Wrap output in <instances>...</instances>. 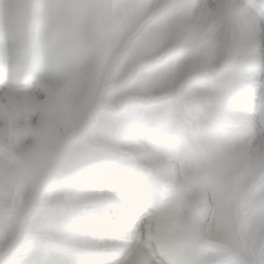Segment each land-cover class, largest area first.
I'll use <instances>...</instances> for the list:
<instances>
[{
	"label": "snow or ice",
	"instance_id": "snow-or-ice-1",
	"mask_svg": "<svg viewBox=\"0 0 264 264\" xmlns=\"http://www.w3.org/2000/svg\"><path fill=\"white\" fill-rule=\"evenodd\" d=\"M0 264H264V0H0Z\"/></svg>",
	"mask_w": 264,
	"mask_h": 264
}]
</instances>
